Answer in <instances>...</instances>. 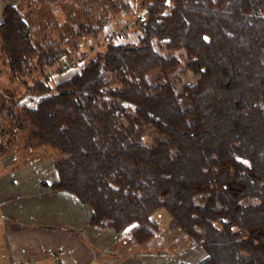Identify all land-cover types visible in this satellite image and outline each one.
Masks as SVG:
<instances>
[{
    "label": "trees",
    "instance_id": "obj_1",
    "mask_svg": "<svg viewBox=\"0 0 264 264\" xmlns=\"http://www.w3.org/2000/svg\"><path fill=\"white\" fill-rule=\"evenodd\" d=\"M140 4L135 40L105 39L52 83L45 70L68 68L110 17L36 42L21 0H4L0 54L17 83L0 86V115L24 124L27 146L52 149L49 188L87 205L88 224L134 223L143 243L163 207L205 254L197 264H264V0Z\"/></svg>",
    "mask_w": 264,
    "mask_h": 264
},
{
    "label": "crops",
    "instance_id": "obj_2",
    "mask_svg": "<svg viewBox=\"0 0 264 264\" xmlns=\"http://www.w3.org/2000/svg\"><path fill=\"white\" fill-rule=\"evenodd\" d=\"M11 123L0 115V144L5 143L0 145V264H197L205 257L179 228L168 227L163 207L149 215L157 231L143 243L132 236L136 224L117 233L88 224L87 205L68 191L49 188L56 179L52 149L27 146V132L17 136ZM17 138L25 151L7 147ZM185 251L190 252L184 258Z\"/></svg>",
    "mask_w": 264,
    "mask_h": 264
},
{
    "label": "rangeland",
    "instance_id": "obj_3",
    "mask_svg": "<svg viewBox=\"0 0 264 264\" xmlns=\"http://www.w3.org/2000/svg\"><path fill=\"white\" fill-rule=\"evenodd\" d=\"M3 1L4 0H2V2ZM15 1L16 4L19 2V0H9V2L12 3ZM116 1L117 0H114V2ZM123 1H126L129 5L123 9L124 13L120 12L121 8L118 10L113 5H111V3L109 4L104 0H52L46 5H39L40 7L35 6L34 2L31 0H21L22 5L26 10L25 14L28 17L30 35L36 42L45 40V37L50 38V40L58 38L60 41L63 39H68L70 29L78 22L90 21L97 24L98 20L102 18L104 19L105 17H110V20L106 22L102 29L97 33V39H94L89 35H85L83 36L85 40L81 39V42L78 41L82 53L71 56L72 61L68 68H49L45 70V79L54 83L55 81L71 75L76 71V66L80 61H82V57L90 55L94 50L103 46L106 41L105 39L110 40L109 38L111 37V39L116 40L115 34H117L121 40H135L136 33L131 28L135 27L133 22L137 19L136 15H143L144 9L140 4L142 0ZM128 28H130V30L126 31ZM100 38L101 41L98 40ZM63 62L65 63V61ZM34 75H36L37 78L41 77V74H38V71H35ZM9 76H12V72L7 68L6 64L3 63L2 56L0 54V86L7 88H13L16 86L17 79H15L14 76H12V78ZM175 78L177 82L184 79H192L190 78L189 73L184 71H178L175 74ZM6 117L10 118L7 116V114ZM10 120L13 121V123L10 125V128L16 131L15 133H17V136L20 135L19 132H26L27 128L24 127V124L22 126V124L16 123L17 120L13 118H10ZM143 139L148 143L151 141V139L145 134L143 135ZM13 143V145L7 144V147L11 149L13 147L14 151H25V149L21 150V141L18 138ZM0 145H5V143H1ZM36 150L39 151L40 149ZM28 158L30 160V156H28ZM130 225L132 226L135 224L132 223L128 226ZM156 231L157 229L153 230V232ZM199 250L200 252H203L200 248ZM188 252L190 251L184 252V258L185 256L187 257Z\"/></svg>",
    "mask_w": 264,
    "mask_h": 264
},
{
    "label": "built area",
    "instance_id": "obj_4",
    "mask_svg": "<svg viewBox=\"0 0 264 264\" xmlns=\"http://www.w3.org/2000/svg\"><path fill=\"white\" fill-rule=\"evenodd\" d=\"M59 260H61V259H59Z\"/></svg>",
    "mask_w": 264,
    "mask_h": 264
}]
</instances>
